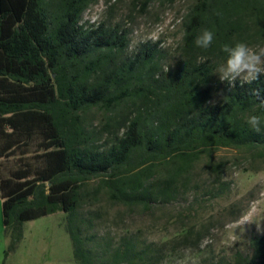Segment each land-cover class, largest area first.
Returning <instances> with one entry per match:
<instances>
[{
    "label": "trees",
    "instance_id": "trees-1",
    "mask_svg": "<svg viewBox=\"0 0 264 264\" xmlns=\"http://www.w3.org/2000/svg\"><path fill=\"white\" fill-rule=\"evenodd\" d=\"M92 1L0 0V160L15 163L5 173L0 161L7 257L26 222L63 212L78 264L144 263L151 249L133 239L108 257L88 246L76 221L84 185L101 178L116 202L150 208L176 196L202 155L264 148V129L247 123L251 115L264 117L252 93L258 89L264 97V75L234 87L214 80L225 60L223 45L264 43V0H195L167 73L161 42L127 57L123 27L83 25ZM152 1L144 0L145 7ZM203 29L214 33L207 50L194 44ZM124 104L132 110L105 125L115 142L106 151L91 150L84 115ZM158 170L166 175L150 182ZM251 250L215 264H264V235L253 237Z\"/></svg>",
    "mask_w": 264,
    "mask_h": 264
},
{
    "label": "rangeland",
    "instance_id": "rangeland-1",
    "mask_svg": "<svg viewBox=\"0 0 264 264\" xmlns=\"http://www.w3.org/2000/svg\"><path fill=\"white\" fill-rule=\"evenodd\" d=\"M194 3L195 0H153L145 7L144 0H93L82 24L120 25L128 32V48L130 44L136 45L135 54L147 43L161 42L160 47L168 55L161 64L167 66L183 42V19ZM128 48L126 56L135 55L129 54ZM214 80L217 85H227L218 73ZM131 110L124 104L112 112L96 108L86 113L84 126L89 148L106 151L116 140V133L105 130L106 123ZM36 150L34 145L32 152ZM0 161L5 173L15 167L13 161ZM164 175V171L158 170L150 182ZM102 187L101 178L83 186L76 216L83 234L90 239L88 246L98 255L105 250L114 251L125 240L133 239L140 248L151 249L141 264L234 262L238 253L251 256V240L264 235L263 147L221 148L202 155L190 178L177 184L176 196L168 203L158 201L150 208L120 204ZM68 223L69 216L63 212L26 222L22 241L8 257L10 238L3 232L0 263L78 264ZM3 227L0 214V230ZM109 255L110 252L104 256Z\"/></svg>",
    "mask_w": 264,
    "mask_h": 264
},
{
    "label": "clouds",
    "instance_id": "clouds-1",
    "mask_svg": "<svg viewBox=\"0 0 264 264\" xmlns=\"http://www.w3.org/2000/svg\"><path fill=\"white\" fill-rule=\"evenodd\" d=\"M213 39L214 33L203 29L195 37L194 44L197 48L207 50L212 45ZM221 50L225 54V60L217 67L215 73L219 74L222 82L234 87L237 81L241 85L252 84L264 75V45L251 46L246 42L238 41L233 45H223ZM128 52L135 54L136 45L130 44ZM163 70L167 73L169 67L165 66ZM252 93L258 103L264 106V97L261 96L260 90L253 89ZM247 123L256 132H262L264 129V117L251 115Z\"/></svg>",
    "mask_w": 264,
    "mask_h": 264
},
{
    "label": "crops",
    "instance_id": "crops-1",
    "mask_svg": "<svg viewBox=\"0 0 264 264\" xmlns=\"http://www.w3.org/2000/svg\"><path fill=\"white\" fill-rule=\"evenodd\" d=\"M0 214L3 215V210H2V202L0 203ZM4 232L5 234V229L4 227L2 228V230H0V235ZM1 264V263H0Z\"/></svg>",
    "mask_w": 264,
    "mask_h": 264
}]
</instances>
